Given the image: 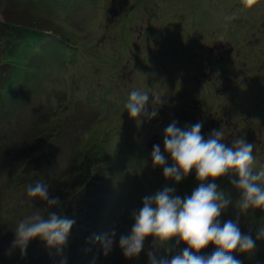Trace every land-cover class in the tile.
<instances>
[{"label":"rangeland","instance_id":"rangeland-1","mask_svg":"<svg viewBox=\"0 0 264 264\" xmlns=\"http://www.w3.org/2000/svg\"><path fill=\"white\" fill-rule=\"evenodd\" d=\"M0 7L34 16L41 26L33 31L48 40H53L49 34L62 38L78 51L69 58L56 51L16 55L29 70L18 73L12 96L0 103V264H39L44 257L54 264L60 257V249L46 247L38 237L23 254L11 246L17 222L47 207L41 201L30 204L35 198L26 195L29 184L43 180L33 178V165L47 177L86 163L94 180L106 184L85 233L96 252L102 247L95 236L114 233L113 243L107 255L102 249L98 261L88 264H147L148 248L164 247L149 236L137 257L117 259L119 237L131 228L144 196L165 186L184 196L199 183L192 170L174 183L152 165V146L160 144L163 151L162 133L170 122L184 127L200 121L205 137L220 128L229 146L244 138L255 144L253 170L264 166V0H0ZM133 89L161 96L152 104L157 117H140L141 123L129 117L124 104ZM36 139L44 148L36 163L32 159L23 168ZM216 182L233 201L220 219H235L238 190L227 175ZM92 184L95 191L101 188ZM57 198L63 199L60 206L48 211L76 224L79 212ZM240 215L243 232L254 235L264 224L260 209ZM185 246L181 242L174 252ZM213 250L209 243L198 254ZM236 255L242 264H264V242L257 241L249 255Z\"/></svg>","mask_w":264,"mask_h":264},{"label":"clouds","instance_id":"clouds-1","mask_svg":"<svg viewBox=\"0 0 264 264\" xmlns=\"http://www.w3.org/2000/svg\"><path fill=\"white\" fill-rule=\"evenodd\" d=\"M160 97L154 98L148 90L133 89L124 108L129 117L139 123L142 122L140 117L151 120L158 116L152 104H159ZM202 126V122L197 121L180 127L172 121L163 129V151L160 144L152 146V165L162 167L166 180L179 183L192 170L199 183L184 196L177 195L174 186H165L142 198V207L132 213L131 228L118 240L125 258L137 257L145 250L146 237L151 236L152 244L159 241L164 247L148 248L147 264H242L236 254L249 255L255 251L257 241L264 242V224L255 228L253 235L251 231L241 230L239 220L240 214L250 209L264 212V166L253 170L255 144L238 137L229 146L224 142L225 133L220 128L211 130L205 137L201 133ZM169 159L171 164H168ZM226 175L239 192V199L235 202L239 212L235 219L222 221L221 214L233 201L216 178ZM49 187L45 181L38 180L26 188L27 197L35 198L29 200L30 204L41 201L47 207L43 213L33 211L17 222L11 246L19 248L22 254L29 241L37 237L46 247L61 249L75 223L74 219L63 214L48 211L60 206L58 198L50 197ZM113 236L114 233H106L94 238L101 244L104 255L111 250ZM181 242L186 246L174 252L175 246ZM209 243L214 250L198 254ZM161 249L163 255L159 254ZM60 264H66V258Z\"/></svg>","mask_w":264,"mask_h":264},{"label":"trees","instance_id":"trees-1","mask_svg":"<svg viewBox=\"0 0 264 264\" xmlns=\"http://www.w3.org/2000/svg\"><path fill=\"white\" fill-rule=\"evenodd\" d=\"M18 0H11L17 2ZM12 8H14L12 6ZM0 7V103L4 105L6 99L13 94V88H16L13 80L20 71H28L29 67L24 63H19L20 57L16 55L22 54L26 50L31 55H39L47 51L58 50L63 44H56L53 40H48V36L42 33L33 31V27H40L41 24H35L34 16L26 14L24 11L6 10ZM30 19V20H29ZM37 19V18H36ZM17 61H16V60ZM14 86V87H13ZM11 87V90H10ZM32 148L27 151L26 160H22L23 168L34 159L37 162V152L42 151L43 145H40V139L34 140ZM92 160V159H91ZM19 169L20 174L23 170ZM34 171L33 178L41 177L49 184V189L52 190V197L60 196L66 199L73 208L79 212L80 218L76 224L70 229V234L76 236L75 238H67L65 245L60 249V257L54 264H60L61 260L66 258V264H88V262H97L98 257L102 256V248L96 252L95 245L90 240L88 231L93 223L96 213L100 206L96 207L98 201H101L103 192L106 191V184L101 180H94V172L88 164L81 165L76 171L63 173L60 171L55 176L45 177L41 170L32 166ZM96 176V175H95ZM96 184L97 191L93 190V184ZM102 190V191H101ZM101 191V192H100ZM54 192L57 194L54 195ZM106 196V193H105ZM63 201V199H59ZM98 214V213H97ZM93 227L91 228V230ZM77 233V234H76ZM122 257V258H121ZM117 259L126 260L120 254ZM39 264H52L49 258L44 257V261Z\"/></svg>","mask_w":264,"mask_h":264},{"label":"snow or ice","instance_id":"snow-or-ice-1","mask_svg":"<svg viewBox=\"0 0 264 264\" xmlns=\"http://www.w3.org/2000/svg\"><path fill=\"white\" fill-rule=\"evenodd\" d=\"M250 2H251V0H250Z\"/></svg>","mask_w":264,"mask_h":264}]
</instances>
